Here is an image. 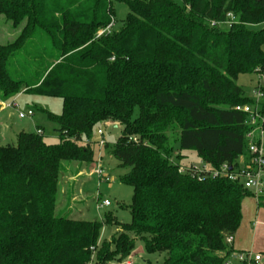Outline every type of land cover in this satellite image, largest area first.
Segmentation results:
<instances>
[{"label": "trees", "instance_id": "obj_1", "mask_svg": "<svg viewBox=\"0 0 264 264\" xmlns=\"http://www.w3.org/2000/svg\"><path fill=\"white\" fill-rule=\"evenodd\" d=\"M116 3L127 9L118 29ZM2 17L21 28L0 44V100L25 91L60 98L62 110L47 114L57 143L20 131L0 145V264L120 262L137 237L165 257L132 264H225L233 251L225 238L252 191L181 172L171 157L194 150L217 168L245 153L250 119L234 107L254 99L236 81L264 77V0H0ZM105 121L122 126L104 149L128 168L120 179L133 188L130 221L56 214L62 161L91 162L94 128ZM111 223L120 230L100 240Z\"/></svg>", "mask_w": 264, "mask_h": 264}, {"label": "rangeland", "instance_id": "obj_2", "mask_svg": "<svg viewBox=\"0 0 264 264\" xmlns=\"http://www.w3.org/2000/svg\"><path fill=\"white\" fill-rule=\"evenodd\" d=\"M115 28L121 25V19L127 9L124 4H115ZM21 25L13 27L10 22L0 18V44L12 41ZM258 80L254 73L239 75L238 85L242 86L247 96H251V89ZM18 109L26 112L27 109L33 110V116L19 118L17 110L7 108L0 113V145L15 144L16 134L20 131L34 132L36 126L41 127L43 139L46 143H57L58 133L55 130L56 124L48 117V113L59 115L62 110V101L58 97H51L30 92L21 91L16 99ZM138 113V108L134 109L133 117ZM101 130L98 134L97 130ZM122 134V126L116 122H100L94 128L93 142L91 147L94 151L91 162L78 160H63L62 171L57 179V192L55 202V212L68 215V218L82 220H101L105 213H112L118 221H130L128 205L133 196L131 184L120 179V176L128 171L127 167H122L111 154L104 149L105 142L113 145L117 138ZM103 140V146L97 141ZM85 140L79 142L84 144ZM180 154V157L176 154ZM174 163L184 168L193 166L201 167L202 161L194 150L177 151L171 157ZM101 168L102 172L111 177V182L98 179L95 171ZM108 200L109 205L100 207L99 203ZM262 205V204H261ZM264 206V205H263ZM120 230L114 223L103 225L100 232V240H109L111 235ZM165 253H148L144 249V243L140 238H135V245L130 256L120 262L116 260L107 261L105 264H123L126 260L132 263L150 261L152 263L161 262ZM264 259V258H263ZM264 261V260H263ZM90 264H93L92 262Z\"/></svg>", "mask_w": 264, "mask_h": 264}, {"label": "built area", "instance_id": "obj_3", "mask_svg": "<svg viewBox=\"0 0 264 264\" xmlns=\"http://www.w3.org/2000/svg\"><path fill=\"white\" fill-rule=\"evenodd\" d=\"M229 20L221 22L224 26H230L234 21V17L228 14ZM114 22H110L107 26L100 28L96 36L110 32ZM213 24V22H212ZM264 85V77L258 75L257 85L251 90V96L254 99L253 104L236 105L235 110L243 111L249 115V124L251 128L245 135L246 151L241 154L237 160L236 165L222 164L217 168H212L206 163H202L201 167L193 166L192 169L202 171L210 174L212 177L224 176L230 180L239 181L247 189L253 193V197L258 200L259 195L264 193V111H261L260 101L262 98V86ZM15 98V97H14ZM0 100L1 108H13L17 110L19 118L31 117L33 115L32 109H27L26 112L18 109V104L15 99ZM37 134H43L40 128L35 130ZM101 134V130H97ZM97 143L103 146L104 141L99 140ZM179 171L184 172L191 168H184L179 165ZM97 177L101 181L111 182V177L102 172L101 168L95 171ZM108 200H103L99 203L100 207L108 206ZM233 240L232 235L226 236L225 241L231 244ZM260 260L259 254H251L249 251L236 252L232 251L225 264H257ZM123 264H132V261L126 260Z\"/></svg>", "mask_w": 264, "mask_h": 264}, {"label": "crops", "instance_id": "obj_4", "mask_svg": "<svg viewBox=\"0 0 264 264\" xmlns=\"http://www.w3.org/2000/svg\"><path fill=\"white\" fill-rule=\"evenodd\" d=\"M252 90V89H251ZM17 95L14 99H16ZM7 108L0 107V113ZM34 113V112H33ZM33 116V115H32ZM38 127L36 126L35 130ZM42 130V129H41ZM43 132V131H42ZM264 203L258 204L254 197H246L242 202V219L238 229L233 233L230 247L233 251H249L259 254L257 264H264ZM255 264V263H251Z\"/></svg>", "mask_w": 264, "mask_h": 264}]
</instances>
